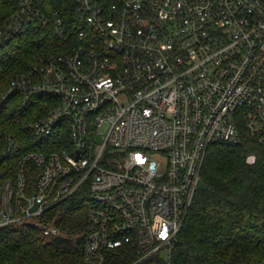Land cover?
Segmentation results:
<instances>
[{"label":"built area","instance_id":"1","mask_svg":"<svg viewBox=\"0 0 264 264\" xmlns=\"http://www.w3.org/2000/svg\"><path fill=\"white\" fill-rule=\"evenodd\" d=\"M73 8L66 20L51 3L16 0L0 26V43L28 24H49L54 35L3 94L17 91L20 108L49 101L27 124L43 148L22 157L15 186L4 182L0 225L32 223L54 236L53 216L42 214L81 191L84 264L124 243L139 258L162 247L169 256L209 144L251 136L264 145V0H74ZM18 146L7 134L0 157ZM26 159L41 168L31 195Z\"/></svg>","mask_w":264,"mask_h":264},{"label":"trees","instance_id":"2","mask_svg":"<svg viewBox=\"0 0 264 264\" xmlns=\"http://www.w3.org/2000/svg\"><path fill=\"white\" fill-rule=\"evenodd\" d=\"M37 1L39 5L51 3L60 8L66 20L75 13L74 0ZM15 6L16 0H0V26ZM49 29V24H28L0 43V152L9 133L19 143L14 152L0 157V201L5 180L15 186L22 157L43 148V141L36 140L27 124L47 111L49 101L42 96L20 108L17 91L5 97L2 93L33 55L49 49V39L54 37ZM56 144L49 147L62 145ZM249 152L256 154L254 162L246 161ZM23 169L24 191L31 195L41 168L26 159ZM200 175L207 188L197 190L169 256L163 257L162 247L139 258L135 244L124 243L106 249L101 264H264V145L251 136L238 143L211 142ZM80 193L42 214V220L53 216L60 230L54 236L44 234L40 225L32 223L0 225V264H84L86 205Z\"/></svg>","mask_w":264,"mask_h":264},{"label":"water","instance_id":"3","mask_svg":"<svg viewBox=\"0 0 264 264\" xmlns=\"http://www.w3.org/2000/svg\"><path fill=\"white\" fill-rule=\"evenodd\" d=\"M197 186H198V189L204 190L207 188V183L202 178H199L197 181ZM37 204H38V201L35 199L33 202V205L30 207L31 210H33L37 206Z\"/></svg>","mask_w":264,"mask_h":264},{"label":"rangeland","instance_id":"4","mask_svg":"<svg viewBox=\"0 0 264 264\" xmlns=\"http://www.w3.org/2000/svg\"><path fill=\"white\" fill-rule=\"evenodd\" d=\"M36 55H33V57L31 58L32 60L34 59V57H35ZM8 86V85H7ZM7 89V88H6ZM5 89V90H6ZM5 90H4V92H5ZM4 92L2 93V96H3V94H4ZM19 101H20V98H19ZM18 101V102H19ZM250 153V152H249ZM248 154V153H247ZM246 154V155H247ZM162 255H163V257H167V250H166V248L162 251Z\"/></svg>","mask_w":264,"mask_h":264}]
</instances>
